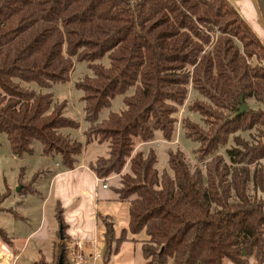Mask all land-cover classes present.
Masks as SVG:
<instances>
[{
	"label": "trees",
	"instance_id": "1",
	"mask_svg": "<svg viewBox=\"0 0 264 264\" xmlns=\"http://www.w3.org/2000/svg\"><path fill=\"white\" fill-rule=\"evenodd\" d=\"M76 62L91 71L74 83L84 140L70 132L80 124L64 114L67 100L46 91L69 82ZM189 88L203 98L187 105L201 124L181 120L196 162L168 149L159 172L155 150L136 146L173 140ZM118 95L123 107L100 119ZM240 95L260 106L237 113ZM0 133L13 155H32L39 143L65 169L87 144L107 143L88 165L98 178L120 174L115 191L129 203V232L146 235L145 264H264V45L229 0H0ZM42 172L21 192L34 194ZM55 212L65 237L59 202ZM100 218L107 261L127 232L116 238ZM0 238L9 243L2 227Z\"/></svg>",
	"mask_w": 264,
	"mask_h": 264
},
{
	"label": "crops",
	"instance_id": "2",
	"mask_svg": "<svg viewBox=\"0 0 264 264\" xmlns=\"http://www.w3.org/2000/svg\"><path fill=\"white\" fill-rule=\"evenodd\" d=\"M229 2L244 19L248 20L258 12L255 0ZM246 6L251 9V13L246 10ZM51 159L54 164L47 166L44 179L41 177L33 185L36 192L15 199L12 207L16 210L35 196L41 201L40 214L35 217L30 212L17 213L22 223L15 219L11 227L0 225L9 238V243L0 238V264H35L41 257L47 264H55L61 256L63 258L61 245L65 246L63 264H69L71 249H76L77 242L82 245L87 264H145L141 245L146 235L143 231L138 234L129 232V203L120 200L115 191L121 186L120 174L98 178L89 168L88 162L92 160L85 162L82 156L80 163L72 169H65L57 155ZM126 172H129L128 163L122 174ZM103 184L106 187H103ZM12 188L10 186V189ZM57 202L63 209L65 237L62 234L63 225L55 215ZM100 216L110 218L116 238L120 237L123 230L127 232V240L119 245L118 250L112 253L107 261L104 237L106 227ZM29 225L31 227H27ZM114 246L115 244H112V248ZM94 252H100V257L95 261L92 255ZM169 264H173L172 261Z\"/></svg>",
	"mask_w": 264,
	"mask_h": 264
},
{
	"label": "rangeland",
	"instance_id": "3",
	"mask_svg": "<svg viewBox=\"0 0 264 264\" xmlns=\"http://www.w3.org/2000/svg\"><path fill=\"white\" fill-rule=\"evenodd\" d=\"M245 8L249 13L252 12L249 7L247 8L246 6ZM245 20L250 24V26L264 45V22L261 18L259 10L255 16L250 17V19L248 20L245 18ZM252 59L255 60L254 57ZM101 62L107 65V57L105 56L101 60ZM90 74L91 71L87 68L86 63L76 62L74 64L72 72L70 73L69 82L64 84H57L53 86L52 89L46 90L53 92L56 100H67L68 105L65 109L64 114L66 116L74 118L79 122L80 126L78 129L70 130L72 135L79 140H84L82 131L86 128L87 123L83 120V102L79 99L82 92L75 88L74 83L84 75ZM33 88L37 89V87L34 86ZM131 92L132 90H130L128 94H130ZM196 97L200 99L202 98L196 91H194L192 88H189L187 99L184 105L176 114L177 123L172 141H164L159 136H157V138L152 142L140 143L136 146L137 150H143L145 153L149 148H153L155 150L157 155V162L155 164V167L159 172H161L162 169H168V149H172L173 151L180 150L184 153L186 159L189 162H196L193 150L197 147V143L187 139L183 135V130L181 129V120L184 117H189L201 124L199 115L187 109V105L191 103ZM244 103L247 104V108L249 106L252 108H257L260 106L252 98L248 99L247 102ZM122 107V96L118 95L111 101V107L108 109H104L101 112L100 119L105 118L109 111H119ZM240 135L244 138H248V132H240ZM35 148L36 150L32 155H24L22 157L13 155L5 134L0 133V193L5 190L7 185L9 187H13L11 189L10 195L4 198L0 203V205L4 207L3 210H0V225L2 226L11 227V225L15 223V219L19 220V218L16 216L17 213L25 214L26 212H30L35 217L40 214L39 206L41 201L37 200V197L35 196H32L33 198H30V202L26 203L24 206L17 207L14 211L6 210L8 207H13L15 199H21L24 195L28 194V190L26 192H21V189L23 185L26 186L27 182L31 180L32 176L36 172L44 170V172L41 173V177L42 179H44V174L47 166H51L52 164H54V161L50 156H43L40 154L39 143H35ZM107 151V143H98L94 141L86 145L82 157L85 162H88V160H94L98 156H106ZM220 152L224 153V150L222 149ZM20 174L23 178L22 182L19 181ZM17 187L18 190H16ZM250 190L251 193H253L251 185ZM260 195L264 197V189L260 193ZM19 222L22 223V220L20 219ZM31 225L27 227H31Z\"/></svg>",
	"mask_w": 264,
	"mask_h": 264
},
{
	"label": "built area",
	"instance_id": "4",
	"mask_svg": "<svg viewBox=\"0 0 264 264\" xmlns=\"http://www.w3.org/2000/svg\"><path fill=\"white\" fill-rule=\"evenodd\" d=\"M102 186L106 187L105 184ZM92 255L93 261H95L98 257H100V252H94ZM69 264H87L80 242L76 243V249H71V258L69 260Z\"/></svg>",
	"mask_w": 264,
	"mask_h": 264
},
{
	"label": "water",
	"instance_id": "5",
	"mask_svg": "<svg viewBox=\"0 0 264 264\" xmlns=\"http://www.w3.org/2000/svg\"><path fill=\"white\" fill-rule=\"evenodd\" d=\"M255 1H256L259 13L261 15V18H262V20L264 22V0H255ZM239 101H240V105L238 106L237 113H242V112H244L247 109V104L244 103L242 95L239 96ZM16 190H18V187L16 188ZM57 264H63L62 256L60 257V259H59Z\"/></svg>",
	"mask_w": 264,
	"mask_h": 264
}]
</instances>
